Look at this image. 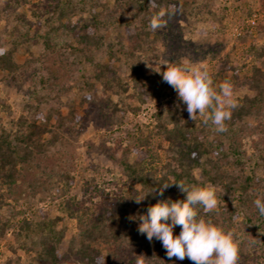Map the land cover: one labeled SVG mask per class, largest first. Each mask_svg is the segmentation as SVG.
<instances>
[{
	"label": "rangeland",
	"instance_id": "rangeland-1",
	"mask_svg": "<svg viewBox=\"0 0 264 264\" xmlns=\"http://www.w3.org/2000/svg\"><path fill=\"white\" fill-rule=\"evenodd\" d=\"M53 2L0 0V46L9 50L17 43L11 54L20 65L14 70L0 69V134L18 141L35 113L44 109L35 98L41 91V78L52 85V104L74 103L80 114L79 121L65 125L62 143L48 146L32 159L18 163L15 181L0 184V226L5 224L0 233V264L33 261L41 235L34 231L27 236L24 229L18 235L23 221L42 220L53 225L51 219L60 217L54 223L61 235L58 251H66L70 238L77 232L78 221L76 216L63 211L61 204L66 199L77 209L76 213L96 211L105 198L126 192L130 183L123 173V161L134 160V147L150 148L155 156L153 164L164 161L167 140L154 114L165 105L180 102L173 88L156 72H162L164 65L206 66L214 85L225 80L232 83L236 100L249 93L247 81L253 67H260L264 73V52L260 50L264 46V0H170L168 5H161L162 27L154 32V42L139 48H134L130 39L138 18L131 10L118 9L111 0L109 9L99 17L106 28L94 33L96 38L103 37L100 42L90 44V39L78 34V16L74 15L59 30L53 53L43 56L45 45L32 36L37 33L35 27L44 32L41 24ZM73 49L80 50V58L76 59ZM110 49L119 58L107 69L106 78L118 80L126 89L114 82L109 90L100 85L84 89L82 93L89 96V102L81 108L76 83L92 79L93 64L106 60ZM224 62L227 77L218 73ZM133 94H142L146 100L130 97ZM259 110L260 115L246 114L234 135V144L245 156L254 152L256 143L264 144V103ZM174 119L166 118L167 129L175 126ZM140 141L148 143L140 145ZM257 173L264 175L261 169ZM218 202L215 215H228L226 204L221 199ZM248 204L249 211H254V205ZM251 216L253 222L239 214L219 225L233 233L238 264H264V256L256 255L261 232L255 215ZM179 232L178 228L173 229L174 236ZM161 245L156 239L142 244L126 243L115 254L113 246L100 243L99 248L107 264H136L140 255L145 257L146 264H192L187 258L170 260L162 254Z\"/></svg>",
	"mask_w": 264,
	"mask_h": 264
},
{
	"label": "trees",
	"instance_id": "trees-1",
	"mask_svg": "<svg viewBox=\"0 0 264 264\" xmlns=\"http://www.w3.org/2000/svg\"><path fill=\"white\" fill-rule=\"evenodd\" d=\"M111 0H54L50 9L45 12L41 24L43 33L38 32L39 27H35L37 33L33 34L36 40L41 39L45 45V50L41 55L46 56L53 53L59 30L65 26L71 16L77 15L78 34L81 37L90 39V44L102 40V36L96 38L95 31L106 28V23L99 20L106 10L109 9ZM118 9L131 10L138 18L130 32L131 44L134 48L148 45L156 38L150 28V21L153 17H160V8L163 4H169L170 0H113ZM117 27V25L115 24ZM28 30L23 33L26 36ZM29 38V37H27ZM14 47L17 43L13 44ZM13 47V48H14ZM0 48L3 49L2 46ZM12 49L6 50L0 55V69L14 70L20 67L13 61ZM264 52V46L260 48ZM77 58L81 57L80 50H74ZM117 53L110 49L107 59L100 63L93 64L92 79L80 81L76 86L80 93L77 96L78 106L81 108L88 104L89 96L82 93L84 89L89 90L95 86H103L106 90L112 88V84L124 86L112 79L106 78L107 69L118 61ZM89 60V59H87ZM218 69L221 76L227 77L225 71L226 62ZM252 77L247 81L249 93L236 100L237 107L232 110L230 120L226 121L227 131L218 133L211 125L202 123V117L195 120L189 118L186 105L175 102L172 105H165L154 116L159 130H162L167 146L164 147V161L161 164H153L155 156L150 153V148L134 147L135 158L133 161H123V173L129 180L130 187L124 192L114 194L110 199L105 198L96 211L76 210L66 199L61 204L62 210L70 216H76L78 229L76 234L70 238V245L66 251L59 253L61 235L54 227V223L60 217L51 219V224L44 221L30 223L23 221L18 231V235L24 229L28 236L30 232L36 231L41 235L38 242L39 248L35 250L34 259L29 264H107L104 260L99 244L113 246L111 249L115 254L116 250L126 243L142 244L148 241L145 235L138 232V222L133 217L146 212L149 205L155 204L157 200L170 198L173 201L184 199V194L172 185L164 190L163 196L159 195L158 187L163 183L180 182L186 184H196L200 186H214L218 199L226 205L229 214L216 216V211L205 213L198 209L199 214L204 219L210 218L212 223L219 226L224 222L233 220L237 215L243 216L253 222L251 214L255 215L260 230V241L257 244L256 255L264 256V216H261L254 205V200L264 198V175L257 173L264 171V144L256 143L254 152L250 156H245L235 145L234 135L241 127L239 121L248 115H260V108L264 103L261 78L264 77L260 67H253ZM248 78V77H247ZM264 79V78H263ZM41 91L35 98L44 109L38 110L28 123L26 131L20 136L18 141H12L9 136L0 134V184H11L15 181L18 173L17 164L26 162L33 158L36 153L43 152L48 146H53L57 142H63L65 125L79 121L78 113L74 103L54 105L50 97L52 85L45 84L46 79L41 78ZM114 82V83H113ZM123 88V87H122ZM123 88L122 90H125ZM142 96V97H141ZM130 97L146 100V96L131 95ZM134 110L135 107H130ZM178 115L185 116V120L179 119ZM174 116L176 122L171 129L166 127V118ZM148 141H140L139 144H147ZM150 157V158H147ZM157 157V156H156ZM70 177H67V182ZM139 185V187H136ZM69 186V182L67 183ZM153 192L148 195L140 204L133 200L137 194ZM1 201V198H0ZM254 205V211H249V204ZM5 224L0 226V233L4 232ZM180 230V227L177 226ZM161 252L167 257L166 251L161 245ZM168 258V257H167ZM9 263V262H8ZM154 264H162L158 261Z\"/></svg>",
	"mask_w": 264,
	"mask_h": 264
},
{
	"label": "clouds",
	"instance_id": "clouds-1",
	"mask_svg": "<svg viewBox=\"0 0 264 264\" xmlns=\"http://www.w3.org/2000/svg\"><path fill=\"white\" fill-rule=\"evenodd\" d=\"M162 27L159 17H153L150 28L155 31ZM6 49L0 48V55ZM164 70L156 71L176 92L191 120L202 117V123L211 125L218 133L227 131L226 121L230 120L232 110L237 107L233 85L223 81L214 85L213 78L206 66L190 64L164 65ZM175 185L184 199L176 201L157 200L147 207L146 212L132 219L138 222V232L145 235L149 242L156 239L161 242L167 257L171 260L185 258L192 264H238V245L231 231L200 216L198 209L205 213L213 212L218 207L214 186L186 184L183 181L163 183L158 187L160 196L168 187ZM137 194L133 200L140 204L148 195L156 192ZM259 214L264 216V198L254 200ZM180 227L178 235L173 234L175 227ZM136 264H146L143 255L137 256Z\"/></svg>",
	"mask_w": 264,
	"mask_h": 264
}]
</instances>
